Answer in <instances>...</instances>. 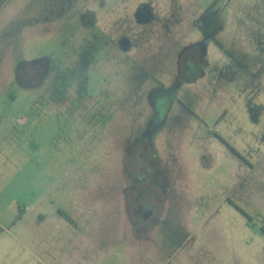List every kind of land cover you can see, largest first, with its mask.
<instances>
[{
    "label": "rangeland",
    "instance_id": "374dc122",
    "mask_svg": "<svg viewBox=\"0 0 264 264\" xmlns=\"http://www.w3.org/2000/svg\"><path fill=\"white\" fill-rule=\"evenodd\" d=\"M4 231L0 264H264V0H0Z\"/></svg>",
    "mask_w": 264,
    "mask_h": 264
},
{
    "label": "flooded vegetation",
    "instance_id": "af4514ba",
    "mask_svg": "<svg viewBox=\"0 0 264 264\" xmlns=\"http://www.w3.org/2000/svg\"><path fill=\"white\" fill-rule=\"evenodd\" d=\"M199 60H197L196 58H192L191 59V62H187V69H192V70H197L198 71L200 70V65H199ZM39 70L42 71V77H44L45 75V69L43 67L40 66L39 63H34V64H29L27 66H24L23 68H21V70H19L18 72V76H19V79L20 81H22V83L27 86V87H32V86H35L37 84L40 83V80L42 77H40L39 81H37L36 84H34L31 80H30V77L32 78V76H34V74H36ZM40 73V72H39ZM140 197H142V195H139L137 197V200L140 201ZM135 213L137 214H144L146 213V210H142V212L138 209V211H136ZM153 214V213H152Z\"/></svg>",
    "mask_w": 264,
    "mask_h": 264
},
{
    "label": "crops",
    "instance_id": "0c3cea01",
    "mask_svg": "<svg viewBox=\"0 0 264 264\" xmlns=\"http://www.w3.org/2000/svg\"><path fill=\"white\" fill-rule=\"evenodd\" d=\"M200 76L204 79V72H202ZM11 235L12 233H9L8 231H4L3 234L0 233V254H2L4 250H6L7 245L12 244L11 240L13 239V237Z\"/></svg>",
    "mask_w": 264,
    "mask_h": 264
},
{
    "label": "water",
    "instance_id": "95a60500",
    "mask_svg": "<svg viewBox=\"0 0 264 264\" xmlns=\"http://www.w3.org/2000/svg\"><path fill=\"white\" fill-rule=\"evenodd\" d=\"M22 67H20V70H21Z\"/></svg>",
    "mask_w": 264,
    "mask_h": 264
}]
</instances>
